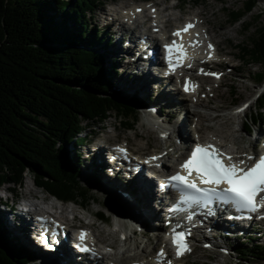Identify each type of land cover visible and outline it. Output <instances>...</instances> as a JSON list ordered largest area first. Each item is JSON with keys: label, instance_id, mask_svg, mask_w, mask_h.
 <instances>
[{"label": "trees", "instance_id": "obj_1", "mask_svg": "<svg viewBox=\"0 0 264 264\" xmlns=\"http://www.w3.org/2000/svg\"><path fill=\"white\" fill-rule=\"evenodd\" d=\"M107 1L0 0V188L21 187L29 175L58 199L90 206L93 198L81 184L79 162L68 157L67 147L77 146V140L84 145V130L112 117L134 130L144 101L113 93L116 64L103 30L88 17ZM256 2L246 0L231 23L242 22ZM242 50L247 64L263 68L256 73L261 81L264 24ZM259 121H264V93L244 129L250 132ZM98 217L107 220L104 212ZM30 247L36 248L11 238L0 223V264H31ZM237 252L264 264L260 243H243Z\"/></svg>", "mask_w": 264, "mask_h": 264}, {"label": "rangeland", "instance_id": "obj_2", "mask_svg": "<svg viewBox=\"0 0 264 264\" xmlns=\"http://www.w3.org/2000/svg\"><path fill=\"white\" fill-rule=\"evenodd\" d=\"M149 1L150 2L145 3L143 0H109L103 5V8L109 12L108 17L110 21L112 18H114L112 10H116L117 6L120 5L130 6L132 9H134L136 5H139L146 9L145 13L150 14V8L152 7V4L158 3L160 4L159 6L161 9H165L167 7L171 8L180 3V0ZM245 1L246 0H188L186 5L184 3H180L178 5L180 9H169V12H164L165 17L171 20L168 23L169 28H174L177 26L178 23L174 20L175 16L179 17L178 21L181 23L189 19L196 20L197 23L200 24L201 28H204L210 32L213 41L219 45L221 57L224 58L227 56V54L230 55V58L226 59L230 64L222 66V63L219 67L225 75V77L221 80L223 81L221 87L220 84H218L219 81L214 82L212 80H206L205 91L200 96L195 98V100L198 98L204 100L203 106H196L194 103L195 100L192 101L194 98L181 95L175 99L176 101L171 99V103H168L169 105H167V107L162 106L164 108H160L159 111L158 107L160 105L156 107L155 104L162 103H158L157 101L160 93L157 95V93L152 91L154 94L153 95L151 93L153 88L152 85H149V89H151L150 92H147L146 94V90L143 92V85H141L139 93L137 90L132 89L136 91V95H138L146 103L147 106L146 109H143V112L148 119H154V117L159 119L161 118L163 120L166 119L165 122H168L169 124L168 132L171 134V138L166 139V137H162L157 132L149 129L148 126H145L142 113H139V122L132 131H128L125 127L121 126L120 121L115 117L110 118L105 124L101 126H93L92 129H89L88 131L91 135L90 137L92 138L93 136H98V139L100 140L93 139L92 143L97 142L99 144L101 143L102 145L108 146L109 143L112 144L127 141L129 146L136 152H146L148 155H151L154 153V151H158L171 162L172 160L176 161L177 156H179L180 152L183 151V147L187 144L184 138L189 140V144L193 143V140H197V138H201L202 140H214L217 142L220 140L225 141L224 138L216 136V133H218L223 137H227V140L233 139V144L235 143L236 146L234 147L231 145L229 147L237 151V153L241 152L245 148L248 150V148L251 149L253 147H257L258 133L263 135L264 140V121H259L257 124H253V130L251 134L245 132L243 127L247 121L251 120V113L255 112V97L261 95L264 92V84H259L256 76V73L263 72V68L258 65L243 63L239 58L244 53L242 49L247 47L248 42L256 32V29L264 24V0H256L257 2L252 13L246 16L242 22L232 24L231 21L233 12L244 9ZM110 13L113 15H110ZM100 14L102 13H100L99 9H96L94 12L89 13L88 17L92 18L91 23L93 26H96L102 30L104 18ZM117 25L118 22H115L113 23L112 28L109 27L105 30L104 27V33L101 35V37L105 39H108L109 37L111 38L112 41L110 42V46L107 47V51L111 54H113L111 51H113L114 46H116V38L115 35H113V32ZM119 39L122 40V43H118V47H122L124 49L125 43L123 42L126 40V38L124 39V36L122 37L121 35L119 36ZM104 45V43H101L100 47H103ZM114 60L117 72L113 75L114 78L111 81L113 85L112 90L114 91L115 87V90H117L119 93L121 92L120 94H123V96L126 98L135 92L130 90V88L125 89L119 85H133L137 87L136 84L140 83V80H135L134 77L130 75L131 70L128 68V66H126L127 62L123 61L120 56L115 57ZM146 88L147 87H145V89ZM150 93L151 95H149ZM211 96L213 97L211 98ZM179 102H184V108L179 107L178 109L177 106L180 105ZM243 103H248L249 105L246 112H243V110L240 112V110H238V107ZM174 105L177 109L173 107ZM236 113L239 115H235ZM198 115H203L205 118L208 116L210 120H206L203 123L204 129L200 133L196 134V125L199 119ZM179 119L180 122L184 121V131L180 129L178 132L175 130L179 127H175L174 125L176 122H179ZM87 144V146L83 147L70 144L67 147L68 157L71 158L77 155L78 149L83 152H92L94 150V146H89V143ZM174 147L176 151H172L173 159L168 158L167 153L170 152ZM90 163L92 164V161H88L86 166L90 165ZM84 168L85 166L83 162H81V184L83 187L89 188V193L93 200L91 203L92 205L88 206L85 211H79L78 214L80 215L81 220H77L75 224H90L91 226L88 228L95 230V233L102 239V241H106L109 244H114L117 249L115 258L121 261V263L144 258L146 256V254L144 255V250L147 252V255L153 254L156 251V245L159 244L156 240L157 236L155 235V231L152 229L151 231L146 229L140 222H138V220L135 219V216L132 215L130 205L125 203L117 196L118 192H114L115 190L118 191V189L111 191V189L104 187V185L109 182V180H107L108 177H110L107 176L109 175L108 173L102 175L103 179L100 183L101 177H94V175L92 176L88 172L89 170ZM93 179H97V182H95ZM32 181L33 180L31 177L27 175L24 185L17 188L21 203L23 202L24 195H28ZM5 188L6 187H3V189ZM122 189L124 190L125 187L121 188V190ZM0 194L3 196L2 190ZM35 194L40 195L41 197L46 196L43 190L39 188L35 190ZM126 194L128 193L126 192ZM36 204H40L39 199ZM100 211H104L106 213L108 222H101L98 221V219H94V217L91 218L89 215H87V213L95 214L96 212ZM67 214L70 215L69 213ZM221 221L225 222V219L221 218ZM162 222H158V224H161V227L157 232L162 230ZM69 223L73 222L70 220ZM225 225H227L226 222ZM244 226L248 229H252L254 227V225ZM134 227L138 229L135 232H133ZM116 228H118L119 231H127L126 236H124L125 239L120 237L115 232ZM254 228L261 229L263 233L259 234L258 236H253L250 235V230L247 232L245 238H242L241 240L233 238L227 239L224 238V235L221 237L218 235L216 242L218 245H221V247H224L222 248L223 250L216 249L217 251L212 252V250H209L211 248H206L203 246L200 247L198 243H195L197 245L195 254L184 260L183 263L235 264V258L222 256L221 254L228 255L227 253L230 252V249H237L239 245L247 243L246 237L249 238L248 243H254L255 241L256 243L264 245V224ZM29 256L33 261L32 264L39 263V255L35 251H30ZM126 258L129 259L124 261ZM252 261L263 264L258 260Z\"/></svg>", "mask_w": 264, "mask_h": 264}, {"label": "bare ground", "instance_id": "obj_3", "mask_svg": "<svg viewBox=\"0 0 264 264\" xmlns=\"http://www.w3.org/2000/svg\"><path fill=\"white\" fill-rule=\"evenodd\" d=\"M160 4H158V3H156L154 6H152L151 7V9L152 8H154V9H157V13L154 15V18H155V23H156V21H160V20H162L163 19V17L164 16H162V14L164 13V12H166V11H168L169 9H174L175 8V6H173V7H171V8H169V7H167V8H165V9H161V8H157V6L158 7H160L159 6ZM138 7H140L139 5H136L135 7H134V9H132L131 7H128V6H124V5H121V6H119V8H118V11H120V14H115L116 16H118V22H119V26H117V28L114 30V35H115V38H116V43H115V45L116 46H114V48H113V52H115V53H119L120 54V56L121 55H129V50H126L125 48L123 49L122 47H118V43H120L121 44V41L122 40H120L119 39V36H121V34L124 32V31H126L127 30V28L125 27V25H126V21H123L122 19H125V20H127L128 22L129 21H131V20H134L135 19V17H137V13H136V9L138 8ZM169 12V11H168ZM154 14V13H153ZM122 20V21H121ZM174 20L176 21V22H178V20H179V17L178 16H175V18H174ZM169 21H171V20H169ZM168 21V22H169ZM109 26V25H108ZM106 29H108V27L106 28ZM104 32V31H103ZM103 35V34H102ZM150 36H151V41H152V43H154V45H156L157 46V48H158V38H160V36L158 37V36H156V35H153V34H150ZM204 36L205 37H208L209 36V33H205L204 34ZM161 37H163V38H166L167 37V32L166 31H163L162 33H161ZM134 39H133V37H131V42L132 43H134L135 44V46H137V43H135L134 41H133ZM193 42H194V44L198 47V48H201V43H203L202 41H201V39H194L193 40ZM120 46V45H119ZM134 46V48H136L137 49V47H135ZM143 46V45H142ZM158 51V54H159V57H160V51L159 50H157ZM133 53H134V51H133ZM227 56L229 57L230 55L229 54H227ZM157 58V61L161 64V66H162V59H160V58ZM137 63H132V65L130 64L128 67H130L132 70H135L134 71V73L133 72H130V75L131 76H133L134 77V79L135 80H140V83H137L136 84V86L137 87H135V86H133V85H119L120 87H122V88H125V89H128V88H130V90H132V89H135V90H137V92L139 93V90L141 89V85H143L144 86V88H143V92H145V90H146V92H145V94L147 93V92H150V89H149V85H152V87L153 88H155V89H160V95H159V97L157 98L158 100V103L159 102H162V103H160V104H155L156 105V107H158L159 105V107H158V109H159V111H160V108H163L162 106H165V105H169L168 103H171V99L173 100H175L178 96H180L179 94H177V95H173V93H169L168 92V85L167 84H165L164 83V81H162L161 79H157V77L155 76V74L151 71V69H148V68H146V64H145V62L146 61H144L143 60V58L140 56V57H138L137 58ZM158 63V64H159ZM157 64V65H158ZM157 69V68H156ZM235 71V70H234ZM118 77V76H117ZM120 82H121V80H120ZM119 82V83H120ZM198 84V83H197ZM223 84V82L220 84V87H221V85ZM145 87H147L146 89H145ZM219 87V88H220ZM234 87V86H233ZM113 88V87H112ZM153 88H152V90H151V93H152V91H153ZM116 88L114 87V91H116V92H118L117 90H115ZM218 90V89H217ZM113 91V90H112ZM113 91V92H114ZM132 91H134V90H132ZM135 93H136V91H134ZM121 93V92H120ZM119 92H118V95H120V97L121 98H125V96H123V94H120ZM151 93L149 94V95H151ZM217 93V92H216ZM183 94V93H182ZM214 96V95H213ZM213 96H211V98L213 97ZM210 98V97H209ZM176 101V100H175ZM204 101H202V100H199V101H197L196 102V106H200V105H202L203 106V103ZM181 103V104H180ZM177 104H178V102H177ZM179 106H177L178 107V109H179V107H181V108H184V103H182V102H179ZM174 108H176L175 107V105L173 106ZM177 109V108H176ZM179 112H180V110H179ZM184 116V115H183ZM199 116V119H198V123H197V125H196V131H195V133H200L203 129H204V122L206 121V120H210V118L208 117H204L203 115H198ZM206 116V115H205ZM184 118V117H183ZM217 118V117H216ZM221 118V117H220ZM215 119V118H214ZM155 120H157V121H159V119H155ZM218 120V119H217ZM212 121H213V119H212ZM160 122H161V120H160ZM183 122L184 121H181L180 122V119H179V122H176L175 123V127H179L178 129H179V131H180V129L182 130V131H184L183 129ZM162 129H164L163 131L165 132L163 135H166L168 138L170 137V135H168V131H169V129H167V127L165 128H162ZM176 131V130H175ZM144 135V134H143ZM216 136H218V137H221V138H224L225 139V141H218V142H216V141H214V140H211L210 142H212V143H215L216 145H224V146H231V145H233L234 147L236 146V144L234 143L233 144V139L232 140H227V137H223V136H221L220 134H218V133H216ZM185 139V142L187 143L184 147H183V153L181 154V156H183L184 154H186V150L188 149V148H190V147H192V146H194L193 144L192 145H190L189 144V140H186V138H184ZM193 139V138H192ZM194 141V144H205V143H209V141H207V140H203V141H201V140H197V141H195V139L193 140ZM192 141V142H193ZM191 143V142H190ZM149 149V148H148ZM139 150V149H138ZM175 150V149H174ZM248 153H245L246 155H250V154H252L253 152H255V149L254 148H251V149H249L248 151H247ZM97 155L99 156V157H97V159L98 160H100V159H102L103 158V156H102V154H103V151L100 149V150H98L97 152ZM87 154H89V153H87ZM152 156H158L161 160H163V158H164V156H162V154L161 153H159V152H156V153H153V154H151L149 157H148V163L150 164V166L151 165H156L157 163H159V160H157V161H153V160H151L150 158L152 157ZM88 158H91V157H88ZM170 158H171V155H170ZM88 161H91V159H88L87 160V164H88ZM93 161V160H92ZM164 170L166 171V172H168L169 174H167V175H161V178L162 177H167V176H170L176 169V166L178 165V163H175L173 160H172V162L170 161V160H168V161H166V160H164ZM90 167H92V165H91V163H90V165H89V168ZM143 172H144V175H139V176H136L135 177V179H134V182L132 183H130V184H127V183H123L121 180H119L118 179V177L117 176H110V177H108V179L107 180H109V182H107L105 185H104V187H106V188H109V189H111V191H113L114 189H118V191L117 190H115L114 192H118V197L120 198V199H122L125 203H127V204H129L130 205V209H131V212H132V215L133 216H135V219L136 220H138V222H140L141 224H142V226H144L146 229H148V230H150L151 231V229L153 230V231H155V233H158L157 231L160 229V227H161V224H158V222H162V219H163V211H162V209L161 208H159V206H158V200H159V197L157 196V191H156V188L154 189L153 188V186H154V184L156 183V181H157V179H155V178H157L156 177V175H154L152 172H151V169L149 168V166L148 167H144L143 168ZM117 174H119L118 172H117ZM104 175V174H103ZM106 176V175H105ZM107 176H109V175H107ZM103 179V176H101V178H100V183H101V180ZM111 181H113V182H111ZM101 185V184H100ZM123 187H125V189L123 190H121V188H123ZM155 187H157V184H155ZM120 191V192H119ZM128 193V196H126L125 195V193ZM136 193V194H135ZM120 194V195H119ZM115 195V194H114ZM40 204H36L35 203V206H39ZM138 208V209H137ZM61 210V213L60 214H62L63 215V220H66V221H69L70 220V218H71V215L73 214L72 212L70 213V215H68L66 212V210L65 209H60ZM65 214V215H64ZM61 215V216H62ZM223 215H224V213H221V211L219 210L218 211V214H217V218H215V219H213V221H212V225L210 226V227H207V229L205 230V235L204 236H207V235H209V236H211V234H210V232H212L213 231V228H211V227H214V226H216V224H219V223H221V218L223 217ZM79 217H76V219H78ZM85 219V218H84ZM81 220V219H80ZM79 221V220H78ZM83 222V221H82ZM225 224V223H224ZM93 236H94V234H93ZM96 236V235H95ZM94 236V237H95ZM73 240H75V239H73ZM99 240L100 241H102V239L99 237ZM97 245V244H96ZM114 245V244H113ZM120 252V251H119ZM147 255V252L144 250V255ZM77 255V253H75V256ZM115 257H116V255H115ZM56 260H59V264H79L80 263V261L81 260H76V259H74L73 258V256H71V255H67V254H63V257L62 258H57L56 256L54 257ZM85 257H82L81 259H84ZM86 258L87 259H89V257H87L86 256ZM114 258V257H113ZM86 259V260H87ZM129 259V258H128ZM127 258L126 259H124V261L125 260H128ZM98 260H106V257L105 256H102L100 259H99V257H98ZM123 261V260H122ZM133 261V260H132ZM132 261H126V262H123V263H121V264H129V263H131ZM39 263L38 264H53L54 262H51L49 259H47V257L46 256H43V255H40V257H39V261H38ZM83 262H85V261H83ZM113 263H119L118 261H113Z\"/></svg>", "mask_w": 264, "mask_h": 264}, {"label": "snow or ice", "instance_id": "obj_4", "mask_svg": "<svg viewBox=\"0 0 264 264\" xmlns=\"http://www.w3.org/2000/svg\"><path fill=\"white\" fill-rule=\"evenodd\" d=\"M138 11L140 10L138 9ZM192 27L194 26L189 24L182 32L186 33ZM182 32L178 31L173 35L179 37ZM166 47L169 52L170 67L173 66L171 54L174 51L181 56H186L183 46L175 40ZM178 64L179 60H177ZM189 90V87L186 86L185 91ZM192 90H194V86ZM120 151L123 152L124 150L121 149ZM152 159H158V157ZM243 164L244 161L234 162L231 156H225L220 149L212 144H197L190 157L181 165V170L186 175L177 173L171 176L170 185L179 192L180 205H187L188 208L193 206L206 207L215 201L232 205L237 211L256 212L260 208H264V196H261L264 193V155L256 159L255 164L251 166L244 167ZM193 173H195V177H193ZM200 185H206V187ZM175 210L181 211L183 209L178 205ZM189 235L190 231L178 232L175 227L172 229L171 236L177 249V256H183L191 251L187 242ZM85 237L86 234L82 233V242ZM45 243H47V239H45ZM84 250L88 249L85 248ZM159 255L164 256L163 250L160 251Z\"/></svg>", "mask_w": 264, "mask_h": 264}]
</instances>
